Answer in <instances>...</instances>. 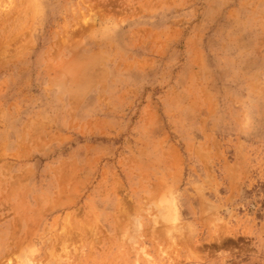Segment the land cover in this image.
<instances>
[{
	"label": "rangeland",
	"instance_id": "obj_1",
	"mask_svg": "<svg viewBox=\"0 0 264 264\" xmlns=\"http://www.w3.org/2000/svg\"><path fill=\"white\" fill-rule=\"evenodd\" d=\"M0 264H264V0H0Z\"/></svg>",
	"mask_w": 264,
	"mask_h": 264
}]
</instances>
